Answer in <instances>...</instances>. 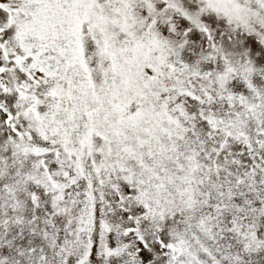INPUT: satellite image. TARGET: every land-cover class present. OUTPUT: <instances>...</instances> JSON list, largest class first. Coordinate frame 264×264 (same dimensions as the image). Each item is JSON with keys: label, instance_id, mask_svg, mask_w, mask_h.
Here are the masks:
<instances>
[{"label": "snow or ice", "instance_id": "obj_1", "mask_svg": "<svg viewBox=\"0 0 264 264\" xmlns=\"http://www.w3.org/2000/svg\"><path fill=\"white\" fill-rule=\"evenodd\" d=\"M0 264H264V0H0Z\"/></svg>", "mask_w": 264, "mask_h": 264}]
</instances>
